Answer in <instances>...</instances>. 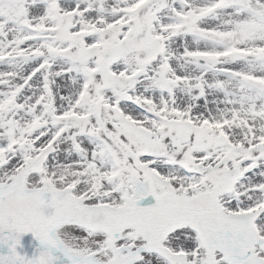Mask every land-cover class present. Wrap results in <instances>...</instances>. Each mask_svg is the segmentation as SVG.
<instances>
[{"label":"snow or ice","instance_id":"6c2138e0","mask_svg":"<svg viewBox=\"0 0 264 264\" xmlns=\"http://www.w3.org/2000/svg\"><path fill=\"white\" fill-rule=\"evenodd\" d=\"M0 249L264 264V0H0Z\"/></svg>","mask_w":264,"mask_h":264},{"label":"water","instance_id":"95a60500","mask_svg":"<svg viewBox=\"0 0 264 264\" xmlns=\"http://www.w3.org/2000/svg\"><path fill=\"white\" fill-rule=\"evenodd\" d=\"M21 245L22 247L18 248L17 250L21 252V254H27L31 256L38 247H40L39 242L34 239L31 233H27L22 236L21 238ZM3 249H0L2 251Z\"/></svg>","mask_w":264,"mask_h":264}]
</instances>
